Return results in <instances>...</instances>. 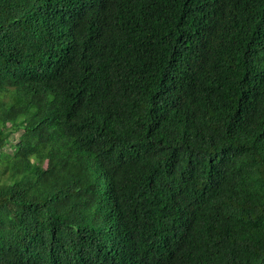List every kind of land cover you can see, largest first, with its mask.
Masks as SVG:
<instances>
[{
  "label": "trees",
  "instance_id": "16d2710c",
  "mask_svg": "<svg viewBox=\"0 0 264 264\" xmlns=\"http://www.w3.org/2000/svg\"><path fill=\"white\" fill-rule=\"evenodd\" d=\"M0 264H264V0H0Z\"/></svg>",
  "mask_w": 264,
  "mask_h": 264
},
{
  "label": "rangeland",
  "instance_id": "374dc122",
  "mask_svg": "<svg viewBox=\"0 0 264 264\" xmlns=\"http://www.w3.org/2000/svg\"><path fill=\"white\" fill-rule=\"evenodd\" d=\"M15 136H16V138H17V136H18V132L15 133ZM5 148H6V150H10V146H9V145H7Z\"/></svg>",
  "mask_w": 264,
  "mask_h": 264
}]
</instances>
